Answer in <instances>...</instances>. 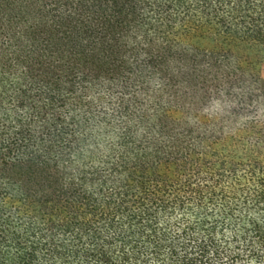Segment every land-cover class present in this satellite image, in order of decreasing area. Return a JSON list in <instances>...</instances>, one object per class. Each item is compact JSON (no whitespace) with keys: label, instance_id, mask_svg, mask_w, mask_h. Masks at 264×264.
<instances>
[{"label":"trees","instance_id":"1","mask_svg":"<svg viewBox=\"0 0 264 264\" xmlns=\"http://www.w3.org/2000/svg\"><path fill=\"white\" fill-rule=\"evenodd\" d=\"M264 0H0V264H264Z\"/></svg>","mask_w":264,"mask_h":264},{"label":"rangeland","instance_id":"2","mask_svg":"<svg viewBox=\"0 0 264 264\" xmlns=\"http://www.w3.org/2000/svg\"><path fill=\"white\" fill-rule=\"evenodd\" d=\"M256 71L259 77L264 79V62H261L260 64H258Z\"/></svg>","mask_w":264,"mask_h":264}]
</instances>
